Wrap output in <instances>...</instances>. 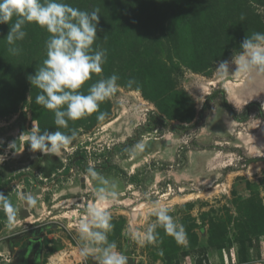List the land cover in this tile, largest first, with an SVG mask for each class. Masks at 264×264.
I'll list each match as a JSON object with an SVG mask.
<instances>
[{"label":"rangeland","instance_id":"rangeland-1","mask_svg":"<svg viewBox=\"0 0 264 264\" xmlns=\"http://www.w3.org/2000/svg\"><path fill=\"white\" fill-rule=\"evenodd\" d=\"M62 2L100 10L93 48L106 49L107 59L80 91L113 74L120 88L100 105L105 121L97 112L58 129L29 81L50 33L27 24L13 56L5 40L11 24H0V192L19 212L29 208L12 224L0 211V264H52L61 254L56 264H97L81 256L77 230L95 202L89 166L117 183L108 240L134 264H264V102L234 103L229 83L241 80L232 61L242 42L264 33V0ZM225 61L228 73L218 70ZM151 115L163 123L149 125ZM33 127L77 135L59 156L33 153ZM138 142L145 149L132 155ZM24 193L37 198L32 216ZM157 203L183 225V243L159 226L155 243L130 238V227L143 234L156 223Z\"/></svg>","mask_w":264,"mask_h":264},{"label":"clouds","instance_id":"clouds-1","mask_svg":"<svg viewBox=\"0 0 264 264\" xmlns=\"http://www.w3.org/2000/svg\"><path fill=\"white\" fill-rule=\"evenodd\" d=\"M99 14L98 8L89 12L74 8L62 0H0V24H11L5 39L9 45L7 51L11 55L21 54L22 48L18 42L26 38L24 28L27 24L35 23L50 33L46 41V59L37 68L36 74L29 76V81L40 90L35 99L36 104L54 113V123L58 129L68 128L69 121H77L99 112L100 105L113 97L120 88L119 76L113 74L93 83L87 94L80 91L92 74L103 71V64L107 59L106 49L93 48L97 40ZM241 48L243 51L239 56L235 55L232 61L238 66L235 74L249 77L253 73H264V33L254 32L242 42ZM218 70L228 73V62L221 63ZM135 84L136 81L130 79L127 86L131 88ZM107 115L106 112H99L97 121H105ZM76 135L74 129L68 135L59 130L40 133L33 127L27 144L33 153L39 151L45 155L59 156L61 150L66 149ZM144 149L145 144L138 142L129 151L136 155ZM87 174L98 183L94 189L95 202L87 205L84 218L78 225L79 238L83 242L80 254L84 257L92 255L97 264H128V257L118 250L116 242L108 240L114 225L107 205L117 198V183L105 178L91 166L88 167ZM20 198L27 207H34L37 203V198L30 193ZM0 211L4 213L7 222L12 224L20 209L13 203L10 195L5 196L0 192ZM153 215L157 218L156 223L149 225L143 234L129 228L132 240L140 245L155 243L159 235L156 228L159 226L178 243L185 241L183 225L174 220L167 207L157 203Z\"/></svg>","mask_w":264,"mask_h":264},{"label":"flooded vegetation","instance_id":"flooded-vegetation-1","mask_svg":"<svg viewBox=\"0 0 264 264\" xmlns=\"http://www.w3.org/2000/svg\"><path fill=\"white\" fill-rule=\"evenodd\" d=\"M233 84L231 86V94L234 96V102L240 105L249 104L255 100L262 99L264 102V73L262 74H250L249 77H245L243 74L241 75V80L238 83L229 82ZM249 100V101H248ZM258 143L262 146L264 151V135L262 136V140L258 139ZM26 193H24L25 195ZM28 209H24L22 212H19L18 215L20 217H25L28 214ZM29 213L37 212V208L30 207ZM36 214V213H34ZM34 214H30L31 216ZM29 216V215H28ZM38 239L33 238L32 242L37 243Z\"/></svg>","mask_w":264,"mask_h":264},{"label":"trees","instance_id":"trees-1","mask_svg":"<svg viewBox=\"0 0 264 264\" xmlns=\"http://www.w3.org/2000/svg\"><path fill=\"white\" fill-rule=\"evenodd\" d=\"M162 124L163 123V119L160 117V116H158V115H151L150 116V120H149V125H156V124ZM149 127H151V126H149ZM67 172H68V170H67Z\"/></svg>","mask_w":264,"mask_h":264},{"label":"bare ground","instance_id":"bare-ground-1","mask_svg":"<svg viewBox=\"0 0 264 264\" xmlns=\"http://www.w3.org/2000/svg\"><path fill=\"white\" fill-rule=\"evenodd\" d=\"M249 101V100H248ZM235 103V102H234ZM239 104V103H238ZM85 184H86V181H85ZM83 187V186H82ZM35 212H33L32 211V213L31 214H34ZM65 256H67V254H61L60 255V257H59V259H58V257H56V258H53L52 260H51V263L52 264H56L55 263V261H59V262H63L64 261V258L63 257H65ZM79 257L78 256H76V259H78ZM67 264H72L71 262H68V260H67V262H66Z\"/></svg>","mask_w":264,"mask_h":264},{"label":"water","instance_id":"water-1","mask_svg":"<svg viewBox=\"0 0 264 264\" xmlns=\"http://www.w3.org/2000/svg\"><path fill=\"white\" fill-rule=\"evenodd\" d=\"M82 186L83 187H85L86 185H85V180L84 179H82ZM128 264H134V260H133V258H128Z\"/></svg>","mask_w":264,"mask_h":264}]
</instances>
